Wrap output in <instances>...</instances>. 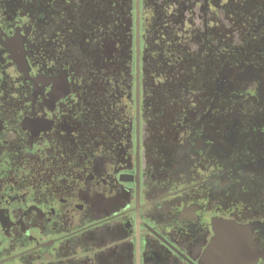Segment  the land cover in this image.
Listing matches in <instances>:
<instances>
[{"label":"flooded vegetation","instance_id":"af4514ba","mask_svg":"<svg viewBox=\"0 0 264 264\" xmlns=\"http://www.w3.org/2000/svg\"><path fill=\"white\" fill-rule=\"evenodd\" d=\"M0 264H264V0H0Z\"/></svg>","mask_w":264,"mask_h":264}]
</instances>
